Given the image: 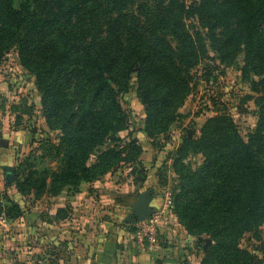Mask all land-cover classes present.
Masks as SVG:
<instances>
[{
  "label": "trees",
  "instance_id": "1",
  "mask_svg": "<svg viewBox=\"0 0 264 264\" xmlns=\"http://www.w3.org/2000/svg\"><path fill=\"white\" fill-rule=\"evenodd\" d=\"M141 1L138 13L124 11L125 6ZM93 6L95 11H90ZM142 8L152 12L139 13ZM189 18L212 33L209 41L221 64H231L246 48L248 71L264 70V0H200L190 7L185 0H0V63L17 48L21 66L48 90L41 94L44 113L50 108L52 114L65 115L58 129L66 132L62 146L75 168L71 165L73 169L66 173L70 175L63 174V178L75 180V193L82 182L91 183L109 171L105 168L90 177L87 162L106 143L123 141L118 134L127 131L128 125L117 96L135 68L149 138L153 137L148 131L154 108L181 106L188 72L202 60L185 30ZM100 19L103 29L99 33ZM76 32L81 39L75 37L74 42ZM169 36L181 47L187 44L191 52L177 57L181 54ZM69 62L68 69L57 70ZM112 84L119 85V90ZM73 111L75 117H70ZM45 121L48 129L55 130L46 114ZM260 127L243 141L231 118L213 117L199 138L185 137L178 150L182 155L192 147L204 163L190 176L181 177L179 193L173 189L172 213L189 235H200L205 228L214 242L209 249L217 255V264H239L241 257L256 264L253 255L239 249L237 240L245 230L264 223V127ZM130 145L137 155L125 163L139 167L142 176L138 180L143 181L146 170L138 160L142 149L135 139ZM22 180L16 181V188L27 196ZM211 255L207 250L201 264H208Z\"/></svg>",
  "mask_w": 264,
  "mask_h": 264
},
{
  "label": "rangeland",
  "instance_id": "2",
  "mask_svg": "<svg viewBox=\"0 0 264 264\" xmlns=\"http://www.w3.org/2000/svg\"><path fill=\"white\" fill-rule=\"evenodd\" d=\"M143 2L125 6L124 11L136 13L139 5L141 6ZM195 2L198 5L200 0H185L187 7H190ZM45 11H48V8H45ZM90 11H95V6ZM103 12L110 15L106 10ZM151 12L142 8L139 13L149 15ZM186 13L189 14L188 12ZM105 19L106 17L102 18L103 21ZM102 20L100 19L99 24H97L99 33L103 29ZM185 30L189 38L199 48L197 52L201 55L202 60L188 72V88L181 106L175 108L174 106L165 107L162 105L154 108L149 118L151 119V127L148 131L152 133L153 137L149 138L146 135L147 131H143L149 139L152 148L159 150V152L163 151V159L167 157L166 161L169 162V164H164L160 167V172L163 175V177L161 175L160 183L162 184L164 181L166 183L164 186H170L169 188L172 191L174 189L177 193L181 190V177L190 176V173L201 169L204 163L203 156L192 149L190 145L191 149H186L182 155L179 154L178 150L185 137L190 139L199 138L201 129L206 122L213 117L219 116H226L232 119L238 135L243 141H247L248 135L255 133L257 128H261L260 126L264 127V121L262 120L264 119V98L262 95L264 91V70L260 68L257 72L248 71L245 65L247 49L244 48L231 64L223 65L217 59L218 54L209 41L212 33H208L207 29L201 28L198 20L187 19ZM75 37L79 40L81 39L77 32L72 35L74 42ZM167 39L171 41L173 47L177 50V54H181L177 55V57L185 58L191 52L187 44H182L184 45L182 46L183 49L177 45L173 36H169ZM17 50V48L11 49L0 63V74L3 79L9 76V79H5V81L8 83V87L11 88L7 90L8 93H11L8 96L10 102L6 101V97L1 96L0 105H3L5 101L11 105L13 98L27 95L29 102L34 103L33 107L37 110L34 114L36 116L35 119L32 118L31 122L25 123L31 128L29 130L34 132L30 142L15 150L16 154L19 155V160H21V165L15 172L17 176L19 175V179H23L22 181L26 183L25 188L28 196L36 200V204L39 203L42 208H48L51 204H56L57 206L70 200V198L59 196H65L67 193L76 194L75 180L72 177L63 178V174L69 173L73 169L71 165L75 168V161H70V158L65 154L67 151L66 147L62 146L66 132L63 131L64 129H58L60 121H64L65 115L57 112L52 114L50 108H46L47 110L44 113L41 106L42 116H40L38 112H40L39 102L40 104L42 102L41 94L45 95L48 90H45L44 86L36 84L35 78L30 76L21 66ZM69 65H71V62L64 63L57 70H66ZM137 71L138 68H135L125 89L119 90V85L112 84L115 91L119 90L117 101L128 125L127 131L118 134L123 141L118 145L106 143L98 148L87 162L90 167V173H88L90 177L105 168L109 171L106 175L91 183L82 182L79 186L80 189L92 185L105 178V176L125 167L134 168L129 162L125 163L137 155V150L133 145H130V140L135 139L140 145L139 140L136 138L137 133L139 127L142 126L145 129V121L147 119L145 105L141 101V89L139 91L140 78L137 75ZM53 77L50 79L51 83L54 81L55 75ZM142 81L143 79L141 83ZM18 104L20 105V102ZM73 108L75 109V106H72ZM74 112H70V117H75ZM45 114L52 120L55 130L48 129ZM2 120L3 118L0 117V128L3 124ZM67 121H69V118ZM179 156L182 157L180 162L178 161ZM135 168L140 169L137 166ZM176 171L179 173L175 174ZM171 173H174V175L172 176ZM168 175H170L169 179ZM167 179L168 184L170 182L169 185H167ZM183 180L186 181V179ZM69 182L71 184L66 185ZM182 227L187 232L183 225ZM196 227V230L199 231L200 227ZM202 229L201 234L195 236L193 243H196L197 247L202 248L203 255H205L207 250L211 255L209 245L214 242L205 228ZM237 246L240 250L253 255L257 259L253 263L264 264V223L256 228L245 230L238 238ZM240 261L241 263L239 264H248L249 260L241 257ZM217 263V255H211L208 264Z\"/></svg>",
  "mask_w": 264,
  "mask_h": 264
},
{
  "label": "crops",
  "instance_id": "3",
  "mask_svg": "<svg viewBox=\"0 0 264 264\" xmlns=\"http://www.w3.org/2000/svg\"><path fill=\"white\" fill-rule=\"evenodd\" d=\"M5 79L0 74V97L10 102ZM13 99L11 105L6 101L0 105V264H201L204 252L193 243L196 237L174 215L169 234L165 231L164 242L154 253L138 249L132 241L134 204L150 195L155 211L162 206L163 192L172 191L160 183V167L169 164L167 157L152 148L142 126L136 138L142 149L138 160L147 175L143 181L138 180V169L125 167L76 194L59 196L70 200L51 208L20 194L15 171L21 160L15 150L30 142L34 132L25 123L35 119L37 109L27 95ZM39 108L42 116L40 102ZM8 155L11 164L4 162ZM10 171L15 177L12 184L5 181Z\"/></svg>",
  "mask_w": 264,
  "mask_h": 264
},
{
  "label": "built area",
  "instance_id": "4",
  "mask_svg": "<svg viewBox=\"0 0 264 264\" xmlns=\"http://www.w3.org/2000/svg\"><path fill=\"white\" fill-rule=\"evenodd\" d=\"M173 193L170 190L163 192L162 206L153 211L151 217L144 221H135L132 225V241L138 249L147 253H154L163 244V234L173 219Z\"/></svg>",
  "mask_w": 264,
  "mask_h": 264
},
{
  "label": "water",
  "instance_id": "5",
  "mask_svg": "<svg viewBox=\"0 0 264 264\" xmlns=\"http://www.w3.org/2000/svg\"><path fill=\"white\" fill-rule=\"evenodd\" d=\"M5 181L8 184H12L15 182V177L11 171L6 173ZM150 201V195H146L134 204L132 211L137 221H144L151 217L153 209L150 207Z\"/></svg>",
  "mask_w": 264,
  "mask_h": 264
},
{
  "label": "clouds",
  "instance_id": "6",
  "mask_svg": "<svg viewBox=\"0 0 264 264\" xmlns=\"http://www.w3.org/2000/svg\"><path fill=\"white\" fill-rule=\"evenodd\" d=\"M4 162L7 163V164H11L12 163V157H11V155H8L7 156V159ZM0 179H2V177H0Z\"/></svg>",
  "mask_w": 264,
  "mask_h": 264
}]
</instances>
